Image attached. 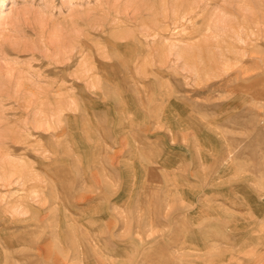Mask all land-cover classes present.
<instances>
[{"label":"rangeland","instance_id":"obj_1","mask_svg":"<svg viewBox=\"0 0 264 264\" xmlns=\"http://www.w3.org/2000/svg\"><path fill=\"white\" fill-rule=\"evenodd\" d=\"M0 264H264V0H0Z\"/></svg>","mask_w":264,"mask_h":264},{"label":"bare ground","instance_id":"obj_2","mask_svg":"<svg viewBox=\"0 0 264 264\" xmlns=\"http://www.w3.org/2000/svg\"><path fill=\"white\" fill-rule=\"evenodd\" d=\"M2 4H3V2H2Z\"/></svg>","mask_w":264,"mask_h":264}]
</instances>
